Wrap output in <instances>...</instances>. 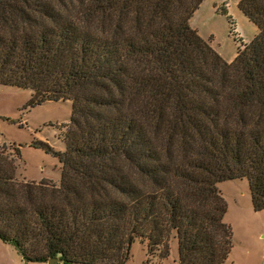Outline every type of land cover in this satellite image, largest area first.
Instances as JSON below:
<instances>
[{
	"label": "trees",
	"instance_id": "obj_1",
	"mask_svg": "<svg viewBox=\"0 0 264 264\" xmlns=\"http://www.w3.org/2000/svg\"><path fill=\"white\" fill-rule=\"evenodd\" d=\"M205 0H0V86L25 107L73 101L56 186L17 178L0 146V240L28 263L127 264L138 241L174 264H227L219 183L247 179L264 211V0L239 8L259 33L227 62L191 19ZM147 264H150L148 262Z\"/></svg>",
	"mask_w": 264,
	"mask_h": 264
},
{
	"label": "rangeland",
	"instance_id": "obj_2",
	"mask_svg": "<svg viewBox=\"0 0 264 264\" xmlns=\"http://www.w3.org/2000/svg\"><path fill=\"white\" fill-rule=\"evenodd\" d=\"M242 0H205L191 19V26L210 42L211 46L227 61L233 62L240 44L231 35L226 16L216 13L215 5L227 4L229 14L236 23L239 37L251 43L259 33L258 27L242 13ZM32 98V91L16 87L0 86V146L8 156L14 154L11 145L21 153L17 178L21 181L52 182L60 186L61 164L45 149L33 147V143H47L56 151H65L62 138L72 117L73 101L46 102L34 108H25ZM227 205L225 224L233 231L234 247L227 264H264V211L253 208L250 184L247 179L219 183L217 185ZM168 258L151 257L148 243L138 240L132 247V257L127 264H174L179 259V242L172 238ZM0 264H27L13 244L0 240ZM41 264V263H28Z\"/></svg>",
	"mask_w": 264,
	"mask_h": 264
},
{
	"label": "water",
	"instance_id": "obj_3",
	"mask_svg": "<svg viewBox=\"0 0 264 264\" xmlns=\"http://www.w3.org/2000/svg\"><path fill=\"white\" fill-rule=\"evenodd\" d=\"M48 264H65L64 260L60 259V256L55 258V259H51Z\"/></svg>",
	"mask_w": 264,
	"mask_h": 264
},
{
	"label": "crops",
	"instance_id": "obj_4",
	"mask_svg": "<svg viewBox=\"0 0 264 264\" xmlns=\"http://www.w3.org/2000/svg\"><path fill=\"white\" fill-rule=\"evenodd\" d=\"M215 8H216V5H215ZM6 244H8V243H6ZM41 264H43V263H41Z\"/></svg>",
	"mask_w": 264,
	"mask_h": 264
}]
</instances>
